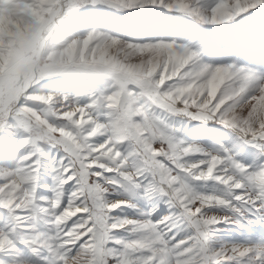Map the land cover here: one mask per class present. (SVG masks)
Returning <instances> with one entry per match:
<instances>
[{"label": "snow or ice", "instance_id": "snow-or-ice-1", "mask_svg": "<svg viewBox=\"0 0 264 264\" xmlns=\"http://www.w3.org/2000/svg\"><path fill=\"white\" fill-rule=\"evenodd\" d=\"M23 2L32 4L33 0ZM86 3H100L121 9L151 5L189 14L195 13L200 7L198 0H59V4L43 24L37 27L54 31L57 24L66 23ZM258 6H264V0ZM200 18L207 19L203 15ZM90 35L95 37L97 34ZM109 42L113 46L117 43L110 39ZM83 43V39L70 41L65 47L71 49L74 44ZM153 46L146 44L145 51ZM180 54L188 57L196 55L183 47ZM25 67L29 66L13 59L6 72L0 76V130L21 128L31 133L30 137L18 140L16 152L26 145L32 146L31 151L19 156L17 167L11 170L0 169V208L14 213V219L20 221L25 229L30 227L27 221L35 219L37 213L50 215L49 223L55 227L56 233L53 243L46 246L52 254L54 264H108L109 261L112 264H240L242 258L252 253H264V247L243 246L209 252L208 238L214 226L232 221L228 216H212L204 212L209 207L223 206L237 213L245 209L264 215V167L249 170L235 162L231 156L209 154L196 145L173 143L170 137L149 120L141 101L166 108L168 112H175L176 109L163 96L158 97L147 84H141L139 89H127L126 92L131 94L128 107L118 114L109 109L110 119L101 123L93 118L90 110L97 105L106 107V97L89 94L87 104H77L74 99H64L57 104L54 98L47 100L29 91L37 79L48 73L43 69L32 73L30 67L28 71H24ZM229 70L240 84L238 89L229 94L230 98L225 99V93L221 92L215 99L198 102L194 110L192 104L195 95L181 97V100L188 101V105L182 109L183 114L192 119L217 120L237 131L246 142L253 143L264 151V107L261 105L264 80L256 81L243 67L229 65L224 69ZM200 71L207 72V66H201ZM83 94L78 91L75 96ZM28 102H39L46 107L43 111H37ZM244 104L247 107L242 113L240 109ZM68 113H71L70 119L67 118ZM37 116L40 117L39 122L36 120ZM49 116L67 123L56 126L49 122ZM137 116L142 118V122L134 121L133 118ZM117 126L126 131L114 133ZM61 127L72 133L71 141L62 138L59 131H52L53 128ZM93 130L96 135L90 136L89 133ZM97 136H103L104 140L94 143ZM41 141L62 147L66 154L61 160L53 161L54 198L47 207H37L35 204L37 173L40 158L44 155L37 146ZM124 141L132 144L133 152L129 155L138 156L142 160L141 167L127 170V157L122 156L117 147ZM157 144L159 147L156 148L161 154L154 156L153 147ZM117 152L119 156L116 155ZM193 154L202 158L187 162L186 158ZM181 172L196 180L211 178L224 186V192L222 195L196 194L186 185L178 183V175L175 173ZM141 178L147 183H142ZM69 183L71 190L67 202L63 203L61 189ZM104 185L124 187L125 190L128 186L142 188L146 195L155 193L166 198L169 206L178 209V212L155 223L147 219L134 221L124 218L117 222L116 227H106L101 236L98 224L101 219L107 224L110 219L109 211L107 208L101 211L94 201L97 196L101 201L104 200L105 193L101 191ZM214 197H219V202ZM128 203L123 200L120 207L127 206ZM29 211L32 213L31 217L26 215ZM177 220L187 221L193 233L170 248L162 238L159 225L169 222L174 224ZM128 226H131L132 233L142 235L129 241L111 240L110 232ZM23 243L31 247L42 245L43 241L35 235ZM109 243L121 247L109 248ZM5 246L14 247V241L8 234L0 233V250ZM32 250L36 251V248L33 247Z\"/></svg>", "mask_w": 264, "mask_h": 264}, {"label": "rangeland", "instance_id": "rangeland-1", "mask_svg": "<svg viewBox=\"0 0 264 264\" xmlns=\"http://www.w3.org/2000/svg\"><path fill=\"white\" fill-rule=\"evenodd\" d=\"M208 1L200 0V5L202 7H209L213 0H210V3ZM158 15L163 17V19L169 15L176 18L173 23L174 29L170 33V36L174 37L176 31L179 38L182 37L181 41H183L184 46L198 53L199 63L212 66L232 64L246 69L248 73L254 76L256 81L264 80V6L251 9L235 17L232 21L220 25H208L195 17L159 6H144L142 8L118 10L100 3L94 5L86 3L77 11L75 16L62 24L61 27L65 36L68 38L82 36L91 27H96L100 31H106L110 35L119 36L121 39L125 38L133 43L156 42L159 40L166 41L167 38L161 39L159 37L158 31H156V34H153L152 29L147 34L139 32L143 24H149L152 27L151 24ZM182 16L185 18L183 23L180 21V17ZM187 21H191L192 24L189 26L186 23ZM124 24L133 30L132 35L128 34L125 36L123 30ZM150 39L153 40L151 41ZM64 83L70 84L67 87H63ZM35 87L43 91L54 92L61 87L60 91L64 95L71 96L74 101L76 99L75 102L77 104H87L89 102V94H107L108 91L112 90L110 83L106 80L97 79L92 81L88 78L78 77L49 78ZM29 91H34V89L31 88ZM77 91H82L84 94L76 97L75 93ZM141 102L144 105L145 114L160 128L163 134L171 138L173 143L182 142L185 146L196 145L203 152L209 154L231 156L235 162L249 168V170H257L264 167V151H261L253 143L246 142L237 131L220 124L217 120L192 119L183 113L168 112L151 102ZM28 103L30 107L37 111H43L46 107L39 102ZM90 111L93 118L98 122L104 123L110 119V110L102 105H97ZM48 119L50 123L56 126L66 125L67 123L57 120L52 116H49ZM133 119L135 122H142V118L139 116ZM14 131L17 134H22L23 138L31 136V133L21 128H16ZM2 134L3 130H0V137ZM10 139H7L5 147L0 148V162L8 165H12L16 161L11 149L15 143L11 142ZM103 140V136H97L93 142L100 143ZM37 146L44 154L40 158V162H42L41 166H46L45 168L47 169L44 173L48 178H52L51 174H54L52 171L53 161L61 160L66 154L62 147L52 146L47 142H38ZM30 147L32 148L31 145H26L19 152ZM117 147L122 156L127 157V170L132 171L142 166V160L138 156L129 155V153L133 152V146L130 142L124 141ZM154 147H159V145H154ZM201 158V156L193 154L186 159L187 162H194ZM175 174L178 175V183L186 185L196 194L222 195L224 192V186L211 178L207 180H196L182 172ZM106 175L110 174L106 173ZM141 182L147 183L143 178H141ZM105 186L110 189L104 194L105 201H110V198L123 197L132 202L131 204L128 203L127 206H121L109 212L110 219L107 223L116 222L124 218L134 221L147 219L155 223L164 217L178 212V209L169 206L166 198H162L155 193L146 195L142 188L138 189L128 186L127 190H125L124 187L114 188L110 185ZM70 190L71 183L65 184L62 187L61 199L63 203L67 202ZM39 194H42L44 201H46L44 202V207H47L50 200L54 198L52 190H46L43 193L39 192ZM233 203L235 202L233 201ZM204 212L208 215L228 216L232 221L230 223H219L214 226L208 238L209 252H216L221 248L231 246L264 247V215L254 214L245 209H241L237 213L223 206L209 207ZM50 218L48 214L37 213L36 224L33 223L30 229H18L15 231V238L21 243H17L16 247L11 249V256L8 255V260H17L19 264L22 261L26 263V260L27 264H54L52 254L46 246L53 243L56 233L55 227L49 223ZM130 228L131 226H128L125 229L112 231L109 233V236L113 241H129L137 239L142 235V233H132ZM159 230L163 234L162 238L170 248L176 245L177 242L191 236L193 233L187 221L181 220L175 221L174 224L172 222L161 224L159 225ZM21 234H26L23 241L29 240L32 236L39 234L43 244L28 246L29 249H27V245H23L24 243H22L23 241L20 238ZM33 247L36 248V251L32 250ZM107 247L119 249L121 245L109 243ZM24 254L26 255L24 256ZM0 264L5 263L0 262ZM108 264H112V261H109ZM240 264H264V253H252L242 258Z\"/></svg>", "mask_w": 264, "mask_h": 264}, {"label": "clouds", "instance_id": "clouds-1", "mask_svg": "<svg viewBox=\"0 0 264 264\" xmlns=\"http://www.w3.org/2000/svg\"><path fill=\"white\" fill-rule=\"evenodd\" d=\"M198 2L200 4V0ZM261 2L262 0H213L211 6L200 5L192 14L174 11L195 17L204 24L220 25L257 8ZM58 4L59 0H33L32 4H25L23 0H0V76L6 72L13 59L28 65L32 73L43 69L48 75L37 79L31 87L37 96L45 97L47 100L54 98L57 104L62 103L64 99L71 100L72 97L54 91L36 89L35 86L55 77L88 78L92 81L103 79L110 83L112 90L107 94L95 93V95L106 97L108 101L106 107L117 114L127 108L131 102V94L126 90L139 89L141 84H147L158 97L163 96L176 109L171 113H183L182 109L188 105V101L181 100V97L195 95L192 104L195 110L198 102L215 99L221 92L225 93V99H228L229 94L240 87L237 77L230 70L224 71L232 64L218 66L201 64L198 62L199 56L196 51L191 50L196 54L194 57L181 55L182 47L189 48L174 42L159 40L133 43L119 36L110 35L106 31H100L96 27H91L82 36L68 38L61 24H57L54 31L37 27L43 24ZM201 15L206 16L207 19H201ZM92 33L97 35L93 37L90 35ZM81 39L84 40L82 45L74 44L71 49H66L65 46L70 41ZM109 39L117 43L113 46ZM146 44L154 46L145 51ZM201 66H207L208 71L202 73ZM29 67L23 70L28 71ZM261 105L264 107V98L261 100ZM246 107V104L242 105L240 111L243 113ZM67 118H71V113L67 114ZM36 120L39 122L40 117L37 116ZM149 120L154 124L150 118ZM52 131H59L60 136L68 141L73 139L72 133L66 132L63 127L53 128ZM121 131L126 129H121L119 126L114 129V133ZM89 135H96V131L93 130ZM152 154L160 155L161 152L153 147ZM116 155L119 156V152ZM107 170L111 171V169ZM109 190L105 185L101 189L103 193ZM213 199L219 202V197ZM122 202V199L101 201L97 196L94 204L101 211L107 208L111 212L120 208ZM117 222L106 224L101 219L98 224L100 235L104 234L106 227H116Z\"/></svg>", "mask_w": 264, "mask_h": 264}, {"label": "bare ground", "instance_id": "bare-ground-1", "mask_svg": "<svg viewBox=\"0 0 264 264\" xmlns=\"http://www.w3.org/2000/svg\"><path fill=\"white\" fill-rule=\"evenodd\" d=\"M210 1V0H209ZM208 1V2H209ZM210 3V2H209ZM213 3V2H212ZM211 3V4H212ZM147 6H151V5H147ZM211 6V5H210ZM174 20H176V18H174V16L172 15H169L168 17H166L165 19H163V17L161 16H157L155 21H153V23L151 24L152 27L149 26V24H143L139 30V32L141 33H150L151 32V29L152 31L154 32L153 34H156V31L159 32V37L161 39L163 38H167L166 41H170V42H174L176 43L177 45H180V46H184L183 44V41L182 40V37L179 38L178 34L176 33L175 31V35L174 37H171L170 36V33L173 31L174 29V26H173V23H174ZM185 20V18L182 16L180 17V21L181 23H183ZM124 21V20H123ZM125 23V22H124ZM127 23V22H126ZM180 23V24H181ZM189 26L192 24L191 21H187L186 22ZM128 24V23H127ZM155 24V25H154ZM186 25V24H185ZM154 26H155V29H154ZM133 28V27H132ZM123 30H124V34L125 36H127L128 34L129 35H132L133 33V30L129 29V27L124 24L123 25ZM187 35V34H186ZM152 36V35H151ZM155 36V35H154ZM136 37V36H135ZM186 38V37H185ZM155 39V38H154ZM123 40H127L125 38H123ZM145 40V39H144ZM151 40V39H150ZM153 40V39H152ZM151 40V41H152ZM77 82V81H76ZM70 84V83H69ZM68 83H64L63 84V87H67L69 85ZM102 84V83H101ZM81 85V84H80ZM72 86V85H70ZM73 88V87H72ZM75 88V87H74ZM61 87H59L57 89V93H60L62 95H64L61 91ZM76 101V99H75ZM86 104V103H85ZM10 139L11 142H14V146L12 149V155L14 156V159H16V161L14 162V164L12 165H8V164H5L4 162H0V169H8V170H11V169H14L15 167H17V162H18V158L20 155H23L25 154L26 152L28 151H31L32 148H28V149H24V151L22 152H16L15 151V148H16V143L18 142V140L20 138H23L22 134H17V132H15L14 130H3V134L2 136L0 137V148H3L5 147L6 145V142H7V139ZM41 144V143H40ZM42 160V159H41ZM41 163L39 164V171L37 173V180H36V190H35V204L37 207H44V199H43V196L42 194H39V192H44L46 190H52V188L54 187V180H53V176L54 174H51L52 178H48L44 171H46L47 169L45 168L46 166L42 167L41 166ZM45 197V196H44ZM52 198V197H51ZM53 199V198H52ZM115 199H122V200H127L126 198H123V197H118V198H110V200H115ZM129 202V204H131L132 202L130 200H127ZM152 210V209H151ZM152 212V211H151ZM14 213H10L8 212L7 210L3 209V208H0V233H5V234H8L9 237L14 241V247H16L17 243H19L20 241L17 240V238H15V231L16 230H21V229H25L21 222L20 221H17L14 219ZM26 215H28L29 217L32 216V213L31 211H29L28 213H26ZM41 220V219H40ZM39 222V221H37ZM33 223L36 224V216H35V219H29L27 221V224L30 226L29 228L27 229H30L32 226H33ZM38 225V224H37ZM36 225V226H37ZM41 225V224H39ZM42 226V225H41ZM40 228V227H39ZM38 230H41V229H38ZM27 231V230H26ZM25 232V231H24ZM39 232V231H38ZM26 236V234H21L20 238L22 239L23 241V238ZM39 238H40V235L38 234ZM29 238V237H28ZM28 240V239H27ZM41 240V238H40ZM21 243V242H20ZM23 243V242H22ZM25 245V244H23ZM14 247H10V246H5V248L3 250H0V262L2 263H5V264H19V262L16 260V261H11V260H8V255H10V251L11 249H13ZM20 247V246H19ZM41 248V247H40ZM27 249H29V247L27 246ZM15 250V249H14ZM26 250V249H25ZM24 250V251H25ZM22 251V252H24ZM28 251V250H27ZM12 252V251H11ZM26 254H24L25 256ZM26 259V258H25ZM22 260V259H21ZM24 260V259H23ZM43 260V259H42ZM18 262V263H17ZM42 263V261H41ZM21 264H27V260H26V263L25 261H22ZM35 264H39V263H35Z\"/></svg>", "mask_w": 264, "mask_h": 264}]
</instances>
